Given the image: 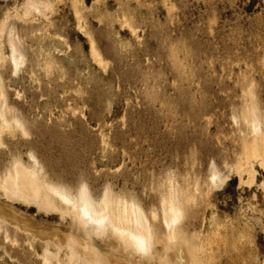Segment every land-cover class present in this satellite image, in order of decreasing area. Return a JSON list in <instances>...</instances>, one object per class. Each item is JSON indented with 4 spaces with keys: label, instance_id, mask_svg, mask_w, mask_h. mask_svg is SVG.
Instances as JSON below:
<instances>
[{
    "label": "rangeland",
    "instance_id": "374dc122",
    "mask_svg": "<svg viewBox=\"0 0 264 264\" xmlns=\"http://www.w3.org/2000/svg\"><path fill=\"white\" fill-rule=\"evenodd\" d=\"M22 2L0 0V21L17 31L25 55L20 70L1 79L7 110L19 112L31 130L29 142L18 139L16 147L31 148L46 173L72 192L84 186L93 198L131 196L147 216L148 206L158 211L165 184L195 178L203 191L211 165L227 172L223 161L234 160L238 137L232 115L249 96L264 123V0H51L46 17L14 23L7 12ZM74 7L103 67L75 27ZM17 138L4 135L0 170ZM254 168L249 191L237 189L233 177L208 205L195 193L198 205L183 221L201 233L212 216L203 239L207 264H264V171ZM0 203L19 219L70 224L34 207L6 205L1 196ZM217 229L219 244L212 237ZM13 233L15 243L0 233V264H45L40 241Z\"/></svg>",
    "mask_w": 264,
    "mask_h": 264
},
{
    "label": "bare ground",
    "instance_id": "6f19581e",
    "mask_svg": "<svg viewBox=\"0 0 264 264\" xmlns=\"http://www.w3.org/2000/svg\"><path fill=\"white\" fill-rule=\"evenodd\" d=\"M51 10V0H23L20 8L14 7L7 13L12 22L29 24L32 15L46 17ZM74 15L75 27L87 37L89 55L103 67L105 61L80 21L81 15L76 7ZM5 24V20L0 21V145L4 143V135L18 138L13 150L8 149L7 164L4 163L0 170V196L6 200V205L10 202L34 207L38 213L57 215L60 220L68 219L70 224L63 228L39 224L33 218L19 219L0 203L3 239L14 242L16 233L13 232L18 231L27 238L40 241L42 263L45 264H207L204 260L211 256L203 239L212 223V216L203 223L201 233L191 225V221L184 222L183 219L191 208L198 205L196 192L203 195L204 204L208 205L211 193L224 184L227 186V181L233 177L237 179V189L249 191L257 173L254 165L264 171V123L254 100L249 96L240 115H232L238 137L236 150L232 153L234 160L223 161L227 172L223 173L211 165L202 178L203 191L195 178L175 183L179 181L177 179L165 184L158 195V211L154 206H148L146 216L139 202L131 196L120 198L104 192L93 198L84 186L72 192L68 184L57 183L46 173L31 148L26 146L23 152L17 150L18 139L28 143L31 130L19 112L7 110V95L1 79L7 70L16 74L25 61V55L21 37L17 31H7ZM2 37H5L4 51ZM42 60L43 66H51L50 59ZM16 93L18 95L19 92ZM259 185L264 196V181ZM11 210L23 216L15 207ZM8 223L12 225L13 232L7 229ZM218 233L217 229L212 236L216 244L222 241ZM228 233L234 234L232 228ZM100 241L104 242L103 247Z\"/></svg>",
    "mask_w": 264,
    "mask_h": 264
}]
</instances>
